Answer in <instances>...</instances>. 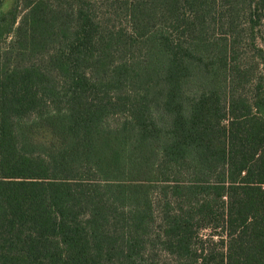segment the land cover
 I'll return each mask as SVG.
<instances>
[{"label":"trees","instance_id":"1","mask_svg":"<svg viewBox=\"0 0 264 264\" xmlns=\"http://www.w3.org/2000/svg\"><path fill=\"white\" fill-rule=\"evenodd\" d=\"M12 1L0 264H264V0Z\"/></svg>","mask_w":264,"mask_h":264},{"label":"rangeland","instance_id":"2","mask_svg":"<svg viewBox=\"0 0 264 264\" xmlns=\"http://www.w3.org/2000/svg\"><path fill=\"white\" fill-rule=\"evenodd\" d=\"M12 2H13L12 0L6 1V3L2 7V9H0V16H3L6 12H8L10 10V8L12 7ZM114 22L119 23L118 20H115ZM157 264H175V263L172 260V258L167 257L164 254H160V256L158 257Z\"/></svg>","mask_w":264,"mask_h":264}]
</instances>
